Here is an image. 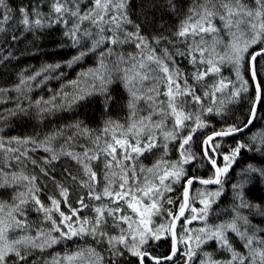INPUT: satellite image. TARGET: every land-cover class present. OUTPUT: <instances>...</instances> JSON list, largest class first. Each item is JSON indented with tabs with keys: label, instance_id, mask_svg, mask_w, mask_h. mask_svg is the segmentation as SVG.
I'll return each mask as SVG.
<instances>
[{
	"label": "snow or ice",
	"instance_id": "1",
	"mask_svg": "<svg viewBox=\"0 0 264 264\" xmlns=\"http://www.w3.org/2000/svg\"><path fill=\"white\" fill-rule=\"evenodd\" d=\"M166 8L182 15L179 23L170 34L162 25L149 36L143 32L147 17L144 24L130 19L129 0H35L21 5L18 14L0 0V33L13 19L33 34L61 26L68 43L60 47L75 49L62 63L45 64L21 76L9 116L31 117L35 109L43 120L46 113L70 110L94 96L102 97L104 112L109 113L115 100L112 86H121L127 94L123 120L109 115L98 129L77 121L42 139L38 134L0 136V189L12 192L11 200L0 199V264H36L29 260L33 252L67 246L68 241L76 245L74 251L57 253L42 264H122L121 258L128 257H135L130 264H181L178 257L184 258L182 264H264V227L242 211L254 209L264 217V207L244 195L254 176L264 182V167L248 164L241 172L246 178L231 186L238 202L230 210L213 208L242 151L264 157V132L253 134L251 143L238 142L228 153L220 151L217 141L247 135L254 126L256 105H264V0H191L180 13L177 0H166ZM88 57L95 60L93 67L80 71L76 79H63L64 67L72 69ZM181 61L191 68L181 67ZM224 66L235 73L238 86L222 75ZM211 77L216 79L209 82ZM52 79L61 80V87L49 89L50 98L33 100L28 95ZM250 87L254 96L245 120L211 134L203 132L208 127L205 114L222 115L224 110L225 100L217 93L233 102ZM7 118L0 114V120ZM58 140L62 142L57 149ZM198 141L201 147L193 151ZM174 150L179 158L169 159ZM36 152L46 155L35 157ZM149 155L158 157L150 167L144 163ZM221 155L223 166L218 163ZM62 158H67L61 169L64 179L56 181L52 173ZM205 161L214 169L211 175H189L188 165L194 171ZM45 178L53 180L58 192L48 196L50 203L40 196ZM196 183L205 187L192 196ZM210 185L218 187L213 190ZM177 186L182 199L168 195ZM165 204H178V210L166 209ZM33 211L41 214L39 220L29 218ZM157 216L165 222L158 223ZM169 238L170 254L149 251L152 242L159 246ZM210 242L227 256L216 258L207 251L204 246Z\"/></svg>",
	"mask_w": 264,
	"mask_h": 264
},
{
	"label": "trees",
	"instance_id": "2",
	"mask_svg": "<svg viewBox=\"0 0 264 264\" xmlns=\"http://www.w3.org/2000/svg\"><path fill=\"white\" fill-rule=\"evenodd\" d=\"M8 5L14 9V13L18 14V9L21 5H29L30 3L35 2V0H6ZM191 0H177V12L186 11L188 4ZM151 5H155L152 7ZM44 12H48L47 7H43ZM129 13L130 19L136 23L144 24L145 18L149 20V23L144 26L143 32L146 35H152L161 30L163 25L165 29V34H170V30L175 28L179 23V20L182 18V15L173 13L172 11L166 8V0H129ZM6 28L5 32L0 33V89H6L7 92L0 93V114H3L7 119L0 120V136L2 137H24L39 135V138L42 139L46 134L51 133L57 128H64L65 125H71L77 121L83 122V124L91 129H98L103 126L105 119L111 116L115 120H123L124 115L127 112L125 107L127 102V94L121 86L113 85L112 95L115 97V100L111 104L109 113H105L103 105L101 103L102 97L94 96L90 99L89 102H81L79 105L73 106L70 110H60L56 111L53 114H44V119L40 120L36 116L35 109H31L32 115L28 116H9V109L15 107L17 93L14 91V88L19 84L21 76H28L34 74L35 71L39 70L42 65L45 64H54L57 62H63L75 53V49L61 48L62 43H68L66 38L63 36V28L61 26H54L52 28L44 29L39 31L37 34L32 32H25L22 26H17L16 20L13 19L7 25H3ZM130 27V26H129ZM15 35L17 39L13 40L12 36ZM131 48L132 46H126ZM256 48L260 47L259 45L254 46ZM251 50V49H250ZM7 56V59L4 57ZM180 60L179 57H177ZM260 59V58H258ZM95 65V60L92 57L86 58V60L75 66L72 69L67 67L63 68V71L67 75L63 78L64 80L76 79L77 74L80 71L86 70L89 67ZM261 65L264 66V61H261ZM181 67L191 68L186 61H181ZM222 75L224 77L230 78L236 85H239V82L236 79L235 73L228 67L224 66L222 68ZM246 79L248 77H245ZM216 79L215 77L209 78V82ZM261 79L264 80V72H262ZM61 87V80L52 79L47 82L46 86H43L41 89L33 88V90L28 94L33 100L39 99L41 96L44 98H50L53 91L59 90ZM203 93L201 92V95ZM217 96L220 99L225 100L224 110L222 115L215 114H205L203 117L204 120L208 121V127H206L203 132L211 134L213 130L219 131L222 128H225L228 125L233 123L239 124L241 121L245 120L249 116V109L252 107V97L254 96V87H250L247 93L241 92L240 97L235 99L233 102H229L226 94L222 95L217 93ZM28 101H24V104L27 105ZM209 103V101H205ZM198 107V106H192ZM254 126L251 128V131L247 135L241 134L236 137H230L225 139L218 138L217 141L221 143L222 147L220 151L222 153H228L231 148H234L238 142H247L251 143L250 137L253 134L264 132V105L258 104L257 106V116L255 119ZM68 131H74V129H68ZM197 136L203 138L202 133H197ZM62 141L58 140L54 142V146L58 149L59 144ZM81 142H84L81 138ZM201 142L198 141L193 145V151H197L201 147ZM46 155L43 152L33 153L35 157H42ZM255 156V159L252 157ZM158 157L149 155L144 163L146 166H151ZM178 152L172 151L169 155V159H178ZM67 158H62L61 164L56 168V171L52 173V176L56 181H63L64 176L61 173V169L64 166L63 160ZM264 160V157H261L258 153L250 152L247 149L243 150L240 156L237 158V161L233 164L232 169L229 170L227 174V179L224 186V195L220 197V202L213 205V208L218 211H223L224 209L231 208L233 203H237L233 199V190L232 184L239 182L242 179H245L246 176H241L243 169H246L248 164H254L258 167H264V164H261L260 161ZM218 163L223 166V155L218 158ZM68 164H71L73 168L77 166L73 161H68ZM29 170L32 169V166L29 165ZM189 170V175H196L200 177L207 178L214 171L211 168L210 164H207L205 161L202 166H198L193 171V166H187ZM36 172H39V169H35ZM46 179V183L41 182L40 186L43 191L40 193V196L46 201H48V196L58 192L56 190L55 183L52 179ZM218 186L209 187L210 189H215ZM203 186L194 184L193 191L196 189H203ZM168 195L176 198L179 197L182 199V188L177 186V190ZM244 195L247 200L253 204H258L264 207V182L260 181L259 177H255L251 182L244 188ZM12 192L11 189H0V199L11 200ZM50 203V202H49ZM198 206V205H197ZM164 207L174 208L178 210V204L168 205L165 204ZM67 211V209H64ZM246 215H249V218L252 220V223L260 227H264V217L260 216L254 209L250 212L248 209L242 210ZM164 216H167V212L164 213ZM41 214L33 211L30 212L29 218L31 220H39ZM211 219H216L215 216ZM155 220L158 223H164L165 220L160 216L155 217ZM193 226H199L196 222ZM230 236L236 241V244L239 245V241L234 237L233 234L229 233ZM83 243L82 241L80 242ZM153 247L149 251L153 252L157 256H164L170 253L171 251V239H162L158 242L159 246H156V242H152ZM62 248L59 249V254H63L64 251H74L76 245L71 241L67 242V246L61 245ZM207 251L213 252L216 258H223L227 256L225 252H219L216 248L215 242H210L208 245L204 246ZM31 258V257H29ZM122 264H130L131 261L135 260V257L121 258ZM178 261L183 262V257H178ZM171 264V262H168Z\"/></svg>",
	"mask_w": 264,
	"mask_h": 264
},
{
	"label": "rangeland",
	"instance_id": "3",
	"mask_svg": "<svg viewBox=\"0 0 264 264\" xmlns=\"http://www.w3.org/2000/svg\"><path fill=\"white\" fill-rule=\"evenodd\" d=\"M178 156H179V153H178ZM195 195H196V191L193 192L192 196H195ZM195 206L198 208L200 207V204L198 203V201L195 202ZM61 245H64V244L57 245L54 248L48 249L42 253L39 251H35V252H33L32 256H30L31 258H29V260L35 261L36 264H42L43 261L51 260L52 256L56 255L57 253H60L59 249L61 248L60 247ZM61 250H62V248H61ZM66 252H69V251H64V253H66ZM63 254H60V255L62 256Z\"/></svg>",
	"mask_w": 264,
	"mask_h": 264
},
{
	"label": "water",
	"instance_id": "4",
	"mask_svg": "<svg viewBox=\"0 0 264 264\" xmlns=\"http://www.w3.org/2000/svg\"><path fill=\"white\" fill-rule=\"evenodd\" d=\"M259 58V57H258ZM258 106V104L256 105V107ZM255 122V121H254ZM237 135H241V134H236V135H234V136H229V137H223V138H220V139H225V138H230V137H236ZM218 139V138H217ZM211 166V165H210ZM213 171H214V169H213ZM197 185H200L199 183H196ZM200 186H203V185H200ZM214 186H216V185H210V186H208V187H214ZM203 187H205V186H203ZM170 254V253H169Z\"/></svg>",
	"mask_w": 264,
	"mask_h": 264
}]
</instances>
